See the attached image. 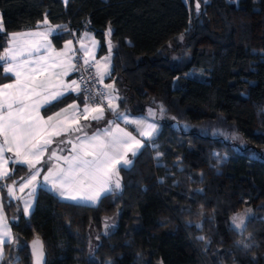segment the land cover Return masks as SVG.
Masks as SVG:
<instances>
[{
	"label": "trees",
	"instance_id": "16d2710c",
	"mask_svg": "<svg viewBox=\"0 0 264 264\" xmlns=\"http://www.w3.org/2000/svg\"><path fill=\"white\" fill-rule=\"evenodd\" d=\"M45 18L67 28L56 46L89 30L101 55L109 37L118 111L160 131L95 206L39 188L25 218L2 194L13 242L1 264H31L35 236L46 264H264V0H0V55L8 33ZM27 173L15 165L5 181Z\"/></svg>",
	"mask_w": 264,
	"mask_h": 264
},
{
	"label": "snow or ice",
	"instance_id": "6c2138e0",
	"mask_svg": "<svg viewBox=\"0 0 264 264\" xmlns=\"http://www.w3.org/2000/svg\"><path fill=\"white\" fill-rule=\"evenodd\" d=\"M197 8H199V4ZM44 23L47 24L46 18ZM59 27V25L56 26V28ZM54 30L49 28L47 31L52 33ZM110 34L111 30L109 29L107 35ZM18 35L16 33L11 34L10 47L5 49L4 55H0L2 65H7L3 67L5 78H10L7 74H12L16 77L14 83L0 86V136L4 138L3 143L0 144V179L7 177L10 171L6 167L8 161L4 158L5 145H14L18 158L14 163L27 164L30 170H34L31 173V178L21 185L20 190L23 191L25 187L30 186L32 192L29 194L33 195L38 186L36 176L40 174L36 165L40 163L45 150H48L49 146L56 143L58 147L51 149L49 159L53 157L62 159L67 167L59 168L56 172L50 168L44 176L45 182H51L52 189L57 190L60 197L65 200L73 202L90 201L95 204L104 194L112 191L110 182L114 176H118V167L131 164V161L125 158V154L131 152L135 155L136 151L141 147V142L135 140L131 133L120 129L119 125L111 132L105 129L101 134L100 130H98L89 136L84 131L85 126L80 125L78 122H76L75 127H71L66 125L63 120H55L54 122V117L52 116H49L47 121H43L39 117L32 118L29 112L30 108H34L38 112L41 107L54 104L68 92L79 93L81 87L77 84V81H72L71 84L63 86L62 90L49 91L43 81H38L34 75L27 74L39 71L38 68L29 69L27 67L30 64H38L39 61L24 60L23 53L13 54L14 48L12 45L16 42ZM70 43L71 41L68 42V44ZM40 47H43V45L29 49L27 55L31 57L39 53ZM57 55H62V53ZM84 63L87 65L88 60H85ZM71 68L72 65L69 64V70ZM105 71H107V68H105ZM64 75H67V72ZM108 87H111V85ZM104 99L108 100V109L114 114L121 116L126 123L137 126L145 125L144 120H128L126 116L118 113L117 106L112 102V99L107 96H104ZM30 100L34 101L31 105L28 103ZM68 108L78 109V105L72 104ZM61 111L67 112L68 109H62ZM89 111L94 113L91 116L92 120L104 119L103 107L97 106L90 109L89 105L85 103L83 112L87 114ZM60 115L61 113L58 112L55 117ZM87 119L89 117L85 115V120ZM108 124H112V121H108ZM146 128L147 130L140 132L141 136L151 137L155 134L156 125L147 124ZM117 131L123 133V135H117ZM74 133H81V135H75V140L78 143H73L71 139H53L61 137L62 134L71 135ZM130 140L135 141V143L130 144ZM67 144L72 145L71 149L59 147V145ZM121 148L124 149V154L121 153ZM7 150L12 151L13 149L9 147ZM66 150L70 153L68 156L57 155V151L64 152ZM22 156L25 158H21ZM115 187H120L118 179L115 181ZM8 192L10 196H14L11 186H9ZM29 207L30 204H26L24 208L25 215L28 214ZM238 219L239 222H237ZM233 223L239 228L243 224V218L234 217ZM0 226H6L3 217H0ZM5 236H9V232L5 231L0 235V258H2L3 237ZM200 239L204 238L200 237ZM33 255L35 264H41L44 251L43 245L38 239L33 242Z\"/></svg>",
	"mask_w": 264,
	"mask_h": 264
},
{
	"label": "crops",
	"instance_id": "0c3cea01",
	"mask_svg": "<svg viewBox=\"0 0 264 264\" xmlns=\"http://www.w3.org/2000/svg\"><path fill=\"white\" fill-rule=\"evenodd\" d=\"M64 3L66 0H62ZM45 21V20H44ZM44 21L39 22L36 27L28 30H22V31H15L8 33L6 45L3 50V54H5V49L10 47L9 40L10 36L13 33L19 34L16 37V42L12 45L14 48L13 54L23 53L24 60H38V64H30L27 67L29 69H39L38 72H29L27 74L34 75L38 81H43L45 83V87L49 89V91L52 90H62V87L65 85H69L72 82V68L69 70V64L72 65V57L75 52H80L82 56L87 60H93L95 61V69L99 73V75L106 80L108 83V86L111 85V87H108V97L112 99V102L117 106L118 102V94L116 93V90L114 86L111 83V80H109V77L111 75V48L112 44L107 42V50L105 53L98 55V48H99V41L94 36V34L89 30H82L78 36L73 38H67L62 41V43L59 46H56L52 40V37L56 34H59L61 32H65L67 28L63 24H50L47 22V24L44 23ZM59 25V28H56V26ZM49 28L55 29L52 33H49L47 30ZM1 29V25H0ZM71 41L70 44L68 42ZM39 53L29 57L27 55V52L29 49L34 48L36 46H41ZM67 45V47H65ZM62 55H57L61 54ZM87 53V55H86ZM107 57V59H105ZM3 67L7 65H2ZM105 68H107V71H105ZM67 72V75H64V73ZM11 76V80L0 84V86L4 84H12L15 82L16 77L12 74H8ZM68 96H72V98L68 99L67 101L63 102L62 104L58 105L57 107L48 110L46 112L43 111V109L47 106L41 107L38 112L34 108H30L29 112L32 118H42L43 121H47V118L49 116L54 117L55 120H63L66 122V125L75 127L76 122H78L80 125H84V131L91 136L93 133L100 130L101 134L105 129H107L109 132L116 129V126L119 125L120 129H123L125 132L131 133L133 137H135V140H139L141 142V146L145 143L146 140H150L154 138L158 132L160 131V125L150 116L147 114H138L133 115L128 112L124 111H118L119 114H123V116H126L128 120H144L145 125L143 126H137L135 124L126 123L125 120L117 115L114 114L112 111L108 109L104 110V119L103 120H92L91 116L94 115L93 112L89 111L87 114H83L82 117H79L77 115L78 111L81 109H84L86 98L82 94H73L72 92L66 93L63 97H61L60 100L67 98ZM59 100V101H60ZM58 102V101H57ZM28 103L31 105L34 103V101L30 100ZM76 104L78 105V109H69L68 106ZM49 106V105H48ZM23 107V105H21ZM62 109H68L67 112H62ZM91 109V107H90ZM61 113L59 117H55L56 113ZM85 115L89 117V119L85 120ZM108 121H112V124H108ZM147 124H154L156 125V132L151 137H144L140 135L141 131L147 130L146 125ZM117 135H123V133L116 132ZM75 135H81V133H74L71 135L68 134H62L61 137L53 138L54 140H68L71 139L73 143H78V141L75 140ZM106 138V137H105ZM3 136H0V144L3 143ZM130 144H134L135 141L130 140ZM11 147L13 150L8 151L7 149ZM57 144L53 143V145L49 146L48 150H45L44 156L41 158L40 163L36 165V167L39 169V175L36 176V181L38 186L35 189V192L33 195H30L29 193L32 192V188L25 187L23 191H21V185L25 184L30 178L31 173L34 170H30L27 164H20V163H14V161H17V155H16V149L14 145H5V152H4V158L7 159L8 163L6 167L10 169L9 174L12 172L13 167L15 165H23L28 169V173L26 176L22 177L18 182H6L5 178L0 179V217H3V220L6 224V226H0V235H2L5 231L9 232V236L3 237L4 243L2 245V258L4 255V246L6 244H11L13 242V232L11 229L10 222L3 210L2 207V201L1 197L2 194H5L6 197L12 201H14L17 204L18 210L22 213L23 217L28 218L30 213L32 212L35 201H36V194L39 188L48 189L50 190L58 199L70 203H76V204H84L89 206H95L99 200L92 204L90 201H68L60 197L59 192L57 190L52 189V183L51 182H45L44 176L48 173V170L51 168L54 172L58 171L59 168H66L67 165L64 163L62 159H56L53 157L52 159H49V156H51V149L57 148ZM59 147H64L66 149H71L72 145H59ZM141 148V147H140ZM139 148V149H140ZM139 149L136 151H139ZM121 153L124 154V149L121 148ZM70 153L69 151L59 152L57 151L58 156H68ZM26 155V154H25ZM134 156L131 152H128L125 154V158L130 160L131 157ZM21 158H25L22 156ZM8 174V175H9ZM54 179V178H53ZM111 183L112 191H113V178ZM9 186L12 187L14 196H10L8 189ZM112 191L108 192L111 193ZM106 193V194H108ZM104 194V195H106ZM103 195V196H104ZM26 204H30L29 212L27 215L24 213V208ZM17 218V214L12 215V220H15ZM2 258H0V264L2 261Z\"/></svg>",
	"mask_w": 264,
	"mask_h": 264
},
{
	"label": "built area",
	"instance_id": "2783aa9c",
	"mask_svg": "<svg viewBox=\"0 0 264 264\" xmlns=\"http://www.w3.org/2000/svg\"><path fill=\"white\" fill-rule=\"evenodd\" d=\"M85 60L87 59H85L80 52H75L72 57V81H77V84L81 87L79 93H72L82 94L85 98L87 97L86 103L89 107L95 108L100 106L106 110L108 100H105L104 96L108 97V83L96 71L95 61L88 60V64L86 65L84 63ZM83 114V109L79 110L77 113L79 117H82Z\"/></svg>",
	"mask_w": 264,
	"mask_h": 264
},
{
	"label": "rangeland",
	"instance_id": "374dc122",
	"mask_svg": "<svg viewBox=\"0 0 264 264\" xmlns=\"http://www.w3.org/2000/svg\"><path fill=\"white\" fill-rule=\"evenodd\" d=\"M202 1H205V0H202ZM228 2L232 3V4H237L238 0H228ZM107 42L111 44L110 42V39L109 37H107ZM195 72L194 71H190V75L194 74ZM252 214V210L251 209H248V208H245V209H241L239 211H237L234 215H232L231 219H230V223L231 225L238 229V230H241L243 227H244V224H245V220L247 219V217L251 216ZM234 217H237V218H243V224L241 225V227H236V225L233 223V218ZM237 222H239V219L237 220Z\"/></svg>",
	"mask_w": 264,
	"mask_h": 264
},
{
	"label": "water",
	"instance_id": "95a60500",
	"mask_svg": "<svg viewBox=\"0 0 264 264\" xmlns=\"http://www.w3.org/2000/svg\"><path fill=\"white\" fill-rule=\"evenodd\" d=\"M1 55H4L3 53ZM118 178L116 177H113V190L115 192H120L121 190V184H120V187L119 188H116L115 187V181L117 180ZM119 180V179H118ZM119 183H120V180H119ZM39 240L40 243L43 245V251H44V257H43V260L41 261V264H46V261H47V256H46V252H45V248H44V243L42 241V239L38 236H35L33 237L31 240L28 241V244H27V247H28V250H29V253H30V256H31V264H35V257L33 255V242L35 240Z\"/></svg>",
	"mask_w": 264,
	"mask_h": 264
}]
</instances>
